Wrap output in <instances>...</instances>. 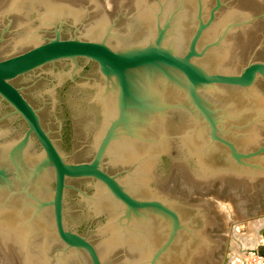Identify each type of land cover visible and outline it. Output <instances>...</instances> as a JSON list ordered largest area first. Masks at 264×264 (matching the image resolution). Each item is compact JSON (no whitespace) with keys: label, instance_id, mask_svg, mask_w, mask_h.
Returning a JSON list of instances; mask_svg holds the SVG:
<instances>
[{"label":"water","instance_id":"water-1","mask_svg":"<svg viewBox=\"0 0 264 264\" xmlns=\"http://www.w3.org/2000/svg\"><path fill=\"white\" fill-rule=\"evenodd\" d=\"M173 181L264 208V0H0V242L210 264Z\"/></svg>","mask_w":264,"mask_h":264},{"label":"rangeland","instance_id":"rangeland-1","mask_svg":"<svg viewBox=\"0 0 264 264\" xmlns=\"http://www.w3.org/2000/svg\"><path fill=\"white\" fill-rule=\"evenodd\" d=\"M173 182L178 199L188 209L204 215L203 221L207 220L204 224L215 233L210 264H220L223 256L227 264H245L248 253L247 261L251 262L256 256L264 255V208L242 213L223 188ZM3 246L0 244V264H22L21 259Z\"/></svg>","mask_w":264,"mask_h":264},{"label":"bare ground","instance_id":"bare-ground-1","mask_svg":"<svg viewBox=\"0 0 264 264\" xmlns=\"http://www.w3.org/2000/svg\"><path fill=\"white\" fill-rule=\"evenodd\" d=\"M192 184V183H191ZM193 185V184H192ZM194 186V185H193ZM199 186V185H198ZM195 187H197V184H196V186ZM200 187H202V186H200ZM200 187H198V188H200ZM196 189V188H195ZM200 203V202H199ZM205 203V202H204ZM207 203V202H206ZM203 207V206H202ZM190 208V207H189ZM205 208V207H204ZM190 211H192L203 223L205 222V223H207V220L206 221H203V219H205L204 217V215L203 216H201L200 214H198V213H196V212H194V210L193 209H189ZM200 213V212H199ZM203 214H206L205 212L203 213ZM207 215V214H206ZM207 217V216H206ZM210 221H212V220H210ZM210 223V222H209ZM209 226V225H208ZM0 244L1 245H4L2 242H0ZM5 246V245H4ZM3 246V247H4ZM1 249V248H0ZM6 249V248H5ZM1 252V251H0ZM7 252H8V254H10L9 253V250H7ZM8 254H7V256H8ZM4 255V254H3ZM6 255V254H5ZM5 257V256H4ZM9 257V256H8ZM11 257V256H10ZM4 259H6V258H4ZM16 259V258H15ZM18 260V259H17ZM5 261V260H4ZM3 261V262H4ZM10 261V260H9ZM12 261V260H11ZM10 261V262H11ZM9 262V263H10ZM21 262H22V264H25L22 260H21ZM7 263V262H6ZM5 264V263H4Z\"/></svg>","mask_w":264,"mask_h":264},{"label":"built area","instance_id":"built-area-1","mask_svg":"<svg viewBox=\"0 0 264 264\" xmlns=\"http://www.w3.org/2000/svg\"><path fill=\"white\" fill-rule=\"evenodd\" d=\"M249 255H250L249 253L246 255L247 257L244 260L245 264H264V255L256 256L255 259L252 262L249 261V259L247 261V258H248Z\"/></svg>","mask_w":264,"mask_h":264}]
</instances>
